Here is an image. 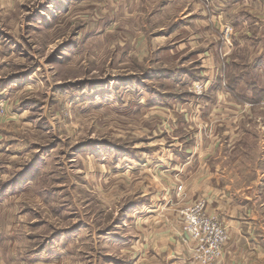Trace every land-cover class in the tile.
I'll return each instance as SVG.
<instances>
[{
    "label": "rangeland",
    "instance_id": "1",
    "mask_svg": "<svg viewBox=\"0 0 264 264\" xmlns=\"http://www.w3.org/2000/svg\"><path fill=\"white\" fill-rule=\"evenodd\" d=\"M199 166L260 216L212 264H264V0H0V264H185L166 220L200 264Z\"/></svg>",
    "mask_w": 264,
    "mask_h": 264
},
{
    "label": "crops",
    "instance_id": "2",
    "mask_svg": "<svg viewBox=\"0 0 264 264\" xmlns=\"http://www.w3.org/2000/svg\"><path fill=\"white\" fill-rule=\"evenodd\" d=\"M195 145H198L199 147L198 153L195 155L196 159H194L197 161L198 157H203L202 154L199 153V151L202 152L203 148L201 142H197ZM198 147L195 148V151ZM209 150L210 149H208V151ZM193 155L194 154H192L191 158H193ZM204 156H206V154ZM187 159L183 160L180 165L183 174L186 172L187 166H190L189 164L191 163L189 162L190 160ZM222 175V171L218 168L204 169L199 166L195 175L197 182H191L184 189L183 193L180 194L181 197L184 195L185 198L180 199L179 196L176 202L177 209L185 204L195 201L196 199L204 198L207 201V212L218 216L219 220L227 228L229 241L231 239V242L234 243L237 242L239 238H242L243 242H249V239H254L253 235L256 230L255 226H257V222H259L257 219L260 218L259 213H257L258 217H256L250 212V205L234 197L231 192V187L226 184V186H224V184L220 182V177ZM262 184L264 185V182ZM175 194L176 193L174 192V195ZM260 206H264V204H261ZM258 209H260V207ZM173 221H175V219H173ZM164 226L168 228L164 233L165 235H163L164 237L162 240L164 242H162L161 249L164 250L167 255L181 254L185 264H193L191 259H188L190 257L188 249L183 248L182 245L175 240L176 238L172 231L173 222L166 220ZM182 252H185L186 255H183Z\"/></svg>",
    "mask_w": 264,
    "mask_h": 264
},
{
    "label": "built area",
    "instance_id": "3",
    "mask_svg": "<svg viewBox=\"0 0 264 264\" xmlns=\"http://www.w3.org/2000/svg\"><path fill=\"white\" fill-rule=\"evenodd\" d=\"M204 203L198 202L183 212L182 233L184 242L189 244L193 259L200 264L218 262L228 241L225 228L204 212Z\"/></svg>",
    "mask_w": 264,
    "mask_h": 264
},
{
    "label": "trees",
    "instance_id": "4",
    "mask_svg": "<svg viewBox=\"0 0 264 264\" xmlns=\"http://www.w3.org/2000/svg\"><path fill=\"white\" fill-rule=\"evenodd\" d=\"M181 73H182L183 76H184V75H189L188 78L193 79V80L197 78L196 76L191 75V74H187V73H185V72H183V71H182ZM168 78H170V79H172V80H174V81L179 80V78H177V77H175V76H173V75H171V77H168ZM232 84H234V83H232ZM235 97H236L237 100L244 102V99L240 98L239 96L235 95Z\"/></svg>",
    "mask_w": 264,
    "mask_h": 264
}]
</instances>
